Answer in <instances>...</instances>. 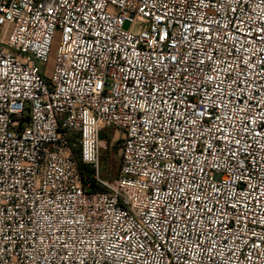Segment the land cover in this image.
Listing matches in <instances>:
<instances>
[{
    "label": "built area",
    "instance_id": "2783aa9c",
    "mask_svg": "<svg viewBox=\"0 0 264 264\" xmlns=\"http://www.w3.org/2000/svg\"><path fill=\"white\" fill-rule=\"evenodd\" d=\"M0 29V264H264V0H0ZM109 126L101 191L73 150L97 170Z\"/></svg>",
    "mask_w": 264,
    "mask_h": 264
},
{
    "label": "rangeland",
    "instance_id": "374dc122",
    "mask_svg": "<svg viewBox=\"0 0 264 264\" xmlns=\"http://www.w3.org/2000/svg\"><path fill=\"white\" fill-rule=\"evenodd\" d=\"M125 30H129L130 24L125 23L123 25ZM2 31L0 29V38ZM54 61L50 60L47 67L46 73L50 74ZM122 137L121 131L116 128L109 126L106 127L101 133L99 138V159H98V168H93L91 165H88L93 169L94 173L90 179V183L94 189H99V187L104 186L101 183L112 182L118 176L120 168V139Z\"/></svg>",
    "mask_w": 264,
    "mask_h": 264
},
{
    "label": "trees",
    "instance_id": "16d2710c",
    "mask_svg": "<svg viewBox=\"0 0 264 264\" xmlns=\"http://www.w3.org/2000/svg\"><path fill=\"white\" fill-rule=\"evenodd\" d=\"M73 156H74V159L77 162L78 168H79L84 180L91 182L90 179L92 178L91 176L94 173V171L87 164L82 162L80 150L79 149H74L73 150ZM96 190H101L102 191V190H104V188L103 187H99V189H96Z\"/></svg>",
    "mask_w": 264,
    "mask_h": 264
}]
</instances>
